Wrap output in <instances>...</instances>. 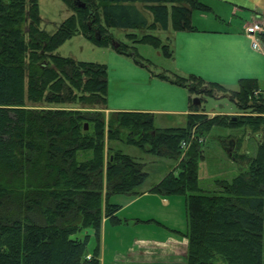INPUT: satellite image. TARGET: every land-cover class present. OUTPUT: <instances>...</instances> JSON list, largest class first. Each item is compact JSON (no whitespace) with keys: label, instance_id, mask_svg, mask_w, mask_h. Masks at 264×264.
<instances>
[{"label":"trees","instance_id":"1","mask_svg":"<svg viewBox=\"0 0 264 264\" xmlns=\"http://www.w3.org/2000/svg\"><path fill=\"white\" fill-rule=\"evenodd\" d=\"M62 2L73 14L49 34L40 28L39 0H0V264H101L103 219L121 221L116 215L121 206L111 198L139 196L148 177L143 163L121 151L107 157L105 141H125L179 161V172L168 173L151 192L185 197L187 228L177 232L188 239L187 264H264V92L256 80L242 79L238 90L230 91L194 75H155L192 96L216 98L218 92L243 113L236 120L209 118L191 100L182 127L157 128L149 112L116 111L107 118L100 111L26 106L107 103L105 64L56 53L77 34L142 64L137 44L160 49L166 57L169 46L155 35L135 33L126 34L127 44L116 40L111 28L168 30L171 22L176 31L190 30L193 12L208 6L203 0ZM138 4L152 14V22ZM216 126L247 127L261 134V141L254 157L228 154L247 164L232 180H215L218 193H198L205 156L194 136Z\"/></svg>","mask_w":264,"mask_h":264},{"label":"crops","instance_id":"2","mask_svg":"<svg viewBox=\"0 0 264 264\" xmlns=\"http://www.w3.org/2000/svg\"><path fill=\"white\" fill-rule=\"evenodd\" d=\"M203 2L208 10L193 12V29L176 31L170 22L168 30H155L166 33L165 42L157 36L170 49V56H165L169 62V68H164L166 73L155 74L146 65L136 63L114 48L110 49L109 62L105 65L112 73L114 85L108 91L107 111L131 110L149 112L155 116H188L191 113L192 95L186 88L155 76L158 74L194 75L230 91L238 90L240 80L253 79L258 82L259 90L264 92V34L260 35L261 48L254 49L245 31L253 18L264 19V0ZM142 31V35L136 31L130 33L141 37L149 32L138 30ZM121 86H127V90L134 92L128 91L132 93L128 95ZM114 88H121L123 92L114 95ZM130 103L135 105L128 106ZM222 115L233 116L227 113ZM257 136L259 138L260 134ZM154 186L146 190L140 188L139 196L125 197V204H119L121 209L116 214L121 220L119 223L109 218L103 219L101 264H187L188 239L177 232L187 227L185 197L153 193L151 189ZM179 204L185 207L182 215ZM157 211L161 215L157 216ZM124 226L130 230H123ZM122 231L131 234L125 238ZM91 240L92 251L96 242L94 237Z\"/></svg>","mask_w":264,"mask_h":264},{"label":"rangeland","instance_id":"3","mask_svg":"<svg viewBox=\"0 0 264 264\" xmlns=\"http://www.w3.org/2000/svg\"><path fill=\"white\" fill-rule=\"evenodd\" d=\"M40 12H41V24L40 28L46 31L49 34H53L57 31L63 21H65L68 17H70L73 12L70 10L62 0H39ZM147 16L149 20H152V14L145 10L142 4L137 5ZM198 11H195L197 13ZM256 18H253L254 20ZM251 22V21H250ZM249 22V23H250ZM31 21L27 19L24 29L26 32L29 31ZM139 35L143 34L142 32H138ZM131 30L121 29V28H111L110 32L113 34L114 38L118 41H123L127 44H131V42L126 38V34L130 32H135ZM148 34H153L161 37V39L165 42V36L163 32L149 31ZM139 54L145 59L142 61V64L149 67V69L157 73H166L164 68L168 67V60L162 54L160 49H156L155 47L147 44H137ZM113 49V47H99L89 40H87L81 34H77L70 40L66 41L60 48H58L57 52L59 55L64 57H71L77 61H88L94 62L98 64H108L109 62V51ZM148 61H147V60ZM141 67V66H139ZM109 78H108V91H110L111 85H114L111 80V71L108 70ZM112 88V87H111ZM123 90L133 91L132 89L127 90L129 87L121 86ZM116 88L113 89L114 95H119V92H123L122 89ZM116 90V91H115ZM134 92V91H133ZM128 95H132V93H127ZM217 97H204L203 94L193 95L200 97L202 105L200 106V110L202 113H205L207 117H215L218 115H222V113H227L233 115V117L237 118V113L240 111L237 109L235 104H233L230 99L227 97H220V94L216 92ZM219 97V98H218ZM204 98V100H202ZM107 101H108V93H107ZM140 101V100H139ZM137 102V104L139 103ZM119 102V100H118ZM135 105V104H133ZM130 103V105L133 107ZM27 107H37V108H55V109H66V110H79L89 113L101 112L105 117H109V115L116 111H127V110H115V111H107L108 102L106 104L99 105H89L82 102H72L65 104H47V103H38L33 104L27 102ZM131 111V110H130ZM109 112V113H108ZM214 113V114H212ZM243 114V113H241ZM94 115V114H91ZM229 117V116H228ZM187 122L186 115L179 116H171V115H156L155 116V125L157 128H172V127H182L185 126ZM89 125V130L93 131V123L87 121ZM87 125V124H86ZM235 135V137H234ZM258 134L253 133L249 128L243 126H234V127H226L216 126L212 128L210 131L203 132L200 137L195 139H199V143L202 145V151L205 156V159L202 160L199 164V180L200 187L203 191H199L198 193L205 194H216L219 192V189L215 183L217 179H226L232 180L236 175L241 172L240 167H244L247 164V161H242L239 163L234 162L230 157L229 153L245 155L249 157H254L257 154L258 144L261 141V134L258 138ZM193 137V138H194ZM247 139V140H246ZM241 141V142H240ZM203 142V143H202ZM238 143L240 147H237ZM189 148L188 146H186ZM105 148L107 157H109L111 152L114 150L121 151L122 153L131 156L137 161L144 164V171L148 173V177L142 187L143 190L150 189L156 183L165 177L168 173L175 170L176 173L179 172V161L173 158L160 157L157 155H153L151 153H147L139 147L129 145L125 141H105ZM186 148V149H187ZM140 189V190H141ZM129 195H115L111 198V202L115 204H125L126 198ZM182 198V197H180ZM179 199V198H178ZM143 203V202H142ZM183 204V202H181ZM177 208V207H175ZM184 205L179 204V212L182 215L184 211ZM156 215H161V212L157 211ZM185 226V223H183ZM187 227H185L186 230ZM123 230L129 231L130 229L127 226L123 227ZM184 230V231H185ZM141 231H146L145 229H141ZM121 234L126 238L127 235L131 234V232L122 231ZM93 240L89 242V248L92 249Z\"/></svg>","mask_w":264,"mask_h":264},{"label":"built area","instance_id":"4","mask_svg":"<svg viewBox=\"0 0 264 264\" xmlns=\"http://www.w3.org/2000/svg\"><path fill=\"white\" fill-rule=\"evenodd\" d=\"M247 36L251 40V46L254 49H260V35L264 34V19L256 18L252 20L249 25L245 28ZM258 94V92H257ZM187 144L183 143V147ZM90 258V256H88Z\"/></svg>","mask_w":264,"mask_h":264},{"label":"water","instance_id":"5","mask_svg":"<svg viewBox=\"0 0 264 264\" xmlns=\"http://www.w3.org/2000/svg\"><path fill=\"white\" fill-rule=\"evenodd\" d=\"M78 5L81 6V7H85V4L83 2H81V1L78 2ZM201 103L202 102H201L200 97H194V99H193L194 106H199ZM236 119L237 118L234 117V120H236ZM85 128L87 129V125L85 126ZM111 159H113V156L111 157Z\"/></svg>","mask_w":264,"mask_h":264}]
</instances>
